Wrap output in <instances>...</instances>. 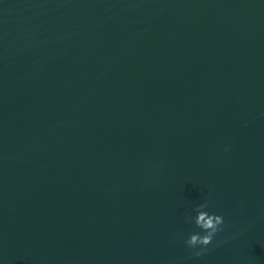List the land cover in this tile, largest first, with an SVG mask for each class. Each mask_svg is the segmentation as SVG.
Masks as SVG:
<instances>
[{"label": "water", "instance_id": "95a60500", "mask_svg": "<svg viewBox=\"0 0 264 264\" xmlns=\"http://www.w3.org/2000/svg\"><path fill=\"white\" fill-rule=\"evenodd\" d=\"M0 264H264V0H0Z\"/></svg>", "mask_w": 264, "mask_h": 264}, {"label": "clouds", "instance_id": "9594fccd", "mask_svg": "<svg viewBox=\"0 0 264 264\" xmlns=\"http://www.w3.org/2000/svg\"><path fill=\"white\" fill-rule=\"evenodd\" d=\"M211 197L201 203L192 205L185 214V221L194 225L184 238V243L194 256H200L208 249L218 233L224 230V215L210 211Z\"/></svg>", "mask_w": 264, "mask_h": 264}]
</instances>
